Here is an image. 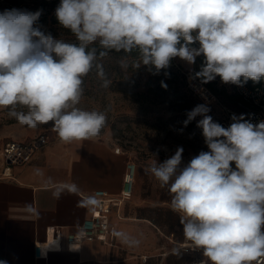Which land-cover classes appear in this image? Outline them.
<instances>
[{
	"label": "clouds",
	"instance_id": "1",
	"mask_svg": "<svg viewBox=\"0 0 264 264\" xmlns=\"http://www.w3.org/2000/svg\"><path fill=\"white\" fill-rule=\"evenodd\" d=\"M42 11L0 12V108L29 128L51 122L66 144L94 139L107 124L105 112L78 107L83 77L93 68L102 87L111 83L98 52L136 50L137 67L155 69L154 75L173 58L194 65L203 56L200 70L190 73L202 85L217 77L237 86L264 80V0H60L56 19L75 42L37 26ZM210 111L208 103L198 104L182 122L186 128L201 117L196 126L207 151L183 166L182 146L162 163L153 154L148 172L168 186L183 234L202 249L204 264H264V121L233 115L225 128ZM64 191L80 190L64 184L54 195ZM115 234L130 246L140 242Z\"/></svg>",
	"mask_w": 264,
	"mask_h": 264
},
{
	"label": "rangeland",
	"instance_id": "2",
	"mask_svg": "<svg viewBox=\"0 0 264 264\" xmlns=\"http://www.w3.org/2000/svg\"><path fill=\"white\" fill-rule=\"evenodd\" d=\"M59 3L60 0H0V12L13 8L33 12L38 9L50 10L46 16H40L37 26L56 39L75 42V37L63 29L56 19L55 9ZM192 47H198V44ZM122 62L127 66L122 67ZM203 62V56L197 57L194 65H188L178 57L173 58L168 69L154 75L155 69L149 70L144 65L137 67L139 57L98 54L97 63L103 66L106 78L111 83L108 87H102V80L95 68L83 77V95L78 107L105 112L107 124L98 137L111 139L136 163L134 191L124 201L127 209L125 221L132 223L129 224V234H135L140 241L133 246L134 250L147 254V261L143 264H160L162 253H169V256H165L164 264H174L176 260L173 255H182L186 262L197 256L180 250L169 252L176 248L178 242L188 239L183 234L180 214L171 207L172 194L168 186L162 187L148 172L154 160L153 154L158 153L155 158L162 163L174 155L178 146H182L183 166L200 151L208 150L202 130L196 126L201 117L190 122L186 128L182 123L187 119L186 113L198 104L208 103L211 109L208 114L220 125L224 117L223 106L244 112L254 105L253 101L231 100L229 95L235 93L236 85L225 84L219 77L205 84L218 101L203 100L191 89L188 81L190 73L198 72ZM161 81L167 85L166 89L161 87ZM41 134L49 135L50 139L58 137L51 122L29 128L10 117L7 109L0 108V143L18 139V136L23 137L20 140L37 139ZM138 251L136 257L140 256L141 252Z\"/></svg>",
	"mask_w": 264,
	"mask_h": 264
},
{
	"label": "crops",
	"instance_id": "3",
	"mask_svg": "<svg viewBox=\"0 0 264 264\" xmlns=\"http://www.w3.org/2000/svg\"><path fill=\"white\" fill-rule=\"evenodd\" d=\"M116 146L111 139L101 137L70 144L63 143L59 137L51 138L39 146L29 163L14 167L13 179H0V261L6 264L145 263L144 251L134 250L115 234L122 232L136 239L135 234H129L132 223L125 221L124 202L114 206L108 215L109 242L84 240L78 246L67 238L97 211L96 204L84 203L94 191L104 189L113 196L120 194L131 156L116 153ZM71 183L78 186L79 194L64 191L54 195L62 185ZM47 242L52 248L37 256V243ZM136 251L141 252L139 257L135 256ZM169 252L177 250L173 248ZM160 256V264H164L169 253ZM173 256L174 264H190L198 258L186 262L182 255Z\"/></svg>",
	"mask_w": 264,
	"mask_h": 264
},
{
	"label": "built area",
	"instance_id": "4",
	"mask_svg": "<svg viewBox=\"0 0 264 264\" xmlns=\"http://www.w3.org/2000/svg\"><path fill=\"white\" fill-rule=\"evenodd\" d=\"M189 86L195 91L203 100L218 101L216 95L205 85L201 84L199 79H188ZM239 91L249 100L253 101L252 108L244 112H238L227 106H223L224 117L221 121V126L227 128L230 126L232 116L237 117L243 115L246 120L253 124L264 121V103L262 98L264 96V84L255 89H250L247 85L238 86ZM50 141V136L41 134L37 139L20 140L8 139L0 143V179H13L14 167L17 165H24L29 163L41 145H45ZM116 153H123L121 146L115 147ZM137 175L136 163L130 159L123 179V188L118 196L111 195L104 189L94 191L90 197L97 200V211L78 227L76 232L68 235V241L74 245H80L84 240H99L104 243L109 242L110 222L108 215L114 206L123 203L127 198L131 197L134 191V185ZM55 228L52 229V234ZM57 242V238H53ZM52 247L47 243H37L36 255H45ZM175 250H180L185 253L198 254V258L193 260L190 264H204L207 258L203 255L202 249L196 248L189 240L177 243ZM146 260V258H145ZM210 264V262H208ZM255 264V262H254Z\"/></svg>",
	"mask_w": 264,
	"mask_h": 264
},
{
	"label": "trees",
	"instance_id": "5",
	"mask_svg": "<svg viewBox=\"0 0 264 264\" xmlns=\"http://www.w3.org/2000/svg\"><path fill=\"white\" fill-rule=\"evenodd\" d=\"M12 2H16L17 0H11ZM54 8V7H52ZM48 13H50V10L43 11V15L46 16ZM99 54V52H98ZM107 54H113V55H118V54H123V55H129L132 57H139V53L136 50H133L131 53H124L123 51L121 52H116V51H109ZM264 84V80H261L258 83H254L253 81L249 80L245 85H247L250 89H255L259 88ZM236 91L233 94H230L229 97L233 101H239V102H251L248 98H246L238 89V86L236 85ZM262 103H264V96L262 98Z\"/></svg>",
	"mask_w": 264,
	"mask_h": 264
}]
</instances>
